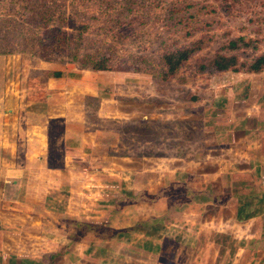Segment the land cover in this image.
Here are the masks:
<instances>
[{
    "label": "rangeland",
    "instance_id": "rangeland-1",
    "mask_svg": "<svg viewBox=\"0 0 264 264\" xmlns=\"http://www.w3.org/2000/svg\"><path fill=\"white\" fill-rule=\"evenodd\" d=\"M58 29L72 34L68 52L74 47L81 55L108 57L113 70L83 68L64 52L51 56L50 63L43 62L45 44L53 43ZM238 36L252 39L253 44L236 51L226 49ZM199 39L204 40L203 48L175 75L165 78L162 54ZM218 52L236 54L242 60L264 52V0H0V55L30 59L25 70H31L30 82L32 86L38 84L40 98L52 93L48 83L53 80L45 86L49 71L74 77L68 85L62 79L54 83L61 93L55 94L53 111L71 113L79 119L88 117L94 123L92 140L99 153L93 160L75 155L70 163L63 164L73 170L44 174L51 180L49 187L57 199L45 200L41 188L35 190V195H40L38 224L47 234L45 245L69 243L77 237V250L87 264H156L163 255L175 264H209L210 260L212 264H233L237 254L233 236L223 229L233 228L236 203L233 198L222 204L212 199L214 192H232L233 196V156L226 150L220 153L216 146L219 137L212 138L210 128L225 135L229 117L239 111L237 104H246L247 98L252 111V105L261 104L264 71L250 76L233 71H197L200 62ZM15 62L7 69L14 68ZM142 70L154 74L147 76ZM250 83L257 89L247 97ZM231 84L237 87L233 90ZM62 100L64 104L56 106ZM204 120L209 127L205 134ZM257 126L249 124L259 133ZM223 137L230 141L229 135ZM205 157L208 160L198 164L183 160L203 161ZM248 172L250 176L238 182L245 184L246 180L258 185L257 190L264 189V178L256 179L255 172ZM171 181L188 183L201 192H189L182 184L172 188ZM140 188L147 196L165 197L153 207L147 202L135 206L136 201H124ZM146 188L158 193L150 195ZM238 189L251 192V188ZM258 194L256 191L249 197L255 200ZM257 204L236 219L241 221L239 228L244 224L262 228L259 234L249 236H262L261 242L264 218L257 220L263 213L254 212L260 207ZM169 205L173 209L167 220L156 221L148 229L134 228L143 217L162 212ZM10 206L7 204L8 210ZM36 207L30 205L33 222L38 221ZM105 227L114 230L103 232ZM86 230L93 234L83 236ZM215 241L220 247L210 245ZM138 246L147 261L133 257ZM238 252L243 261L246 252ZM255 261L264 264V249L258 251Z\"/></svg>",
    "mask_w": 264,
    "mask_h": 264
},
{
    "label": "crops",
    "instance_id": "crops-1",
    "mask_svg": "<svg viewBox=\"0 0 264 264\" xmlns=\"http://www.w3.org/2000/svg\"><path fill=\"white\" fill-rule=\"evenodd\" d=\"M9 54L0 55V264H64L65 261L68 264H79L78 261L87 264V260H83L81 253L77 250V237H75L76 239L73 242L56 244V242L53 241L54 243L51 245H49L50 243L45 245L47 234L44 228H42L44 226L38 224L40 223V214L38 211L42 209L40 207L41 203H39L40 195L36 196L35 190H40L41 188V197H44L45 200L51 199L52 197L54 200L57 199L55 193H51L49 187L51 180L45 178L44 174L51 170L64 171L66 168L69 169L68 166H64L66 163H70L75 155H84V158L89 157L93 160V155L99 153V151L95 150L96 143H93L92 140L94 123L88 119V117L82 116L79 119L77 116L67 113L66 111L67 114H55L53 111V109H55V94L58 92L61 93V88H56L54 83H60L62 79L65 84L68 85V83L71 84L70 80L72 81L74 77H63V73L59 75L57 70L49 71V74L46 75L48 79L47 82L45 81V86L49 81L53 80V83H48V88L52 93H48L46 96L44 94L40 98L38 84L37 86H32L30 82L31 70H25L29 69L30 65L27 61L30 59L22 55ZM12 61H16L14 68L11 66V68L9 67V69H7ZM43 62L50 63L47 61ZM91 70L97 72L109 71ZM43 74L45 75V72ZM144 74L150 76V74ZM233 74L250 76L258 73L233 72ZM56 75L58 77H56ZM226 85L228 84H225V87H227ZM236 87L237 86L233 84L229 86V88H233V90ZM262 88L263 97L261 99V104L252 105V111L249 109V100L246 98V104H237L239 107V111L237 112L238 115L237 113L236 115L233 113L232 116L229 117L227 123L229 129L225 135H229L228 139L230 141L227 142L225 137H223L225 135H220L219 130L213 131L210 128L212 138L219 137L216 138V146H219L217 149H220V153L226 150L233 156V196L230 195L232 192L230 194L214 192L212 195L213 203L222 204L226 200L230 201L232 198L236 203L233 228L223 229V233L233 236V251L237 252L233 257V264H255L256 256L258 258V251L264 249V241L259 242L262 236L257 237L258 239L255 237L249 238L252 234H259V229L262 231V228L250 227L248 224H244L243 227L241 226L240 228L237 227L238 223L241 225V221L239 222L237 219L243 215L242 212H246L254 203H258L257 205L260 206L259 209H254V212L258 213L263 210V213L258 214L257 220L264 218V189H260L261 191H259L257 190L258 185L255 183L250 184L246 180L244 181L246 182L245 184L238 182L250 176V172L248 171L255 172L256 179L261 177L264 178V83H262ZM255 89H257L256 86L250 83L247 97L249 94L253 93ZM225 90L228 91L226 88ZM61 104H64L63 100L56 106L60 107L59 105ZM249 124H258L259 133L250 129ZM207 129H209L208 122L204 120V134L208 131ZM221 140L222 142H219ZM164 152L167 153L166 151ZM183 160L185 162L198 164L208 159L205 157L203 161L196 158ZM58 161H61L59 162L61 164L55 166V162ZM73 168L75 169L76 166ZM89 169L92 170V168ZM69 170H73L72 167ZM34 173L38 175V180H35L36 177ZM262 180L264 179H261V181ZM169 183L170 185L172 184V188H176L182 184L181 186L184 185L186 187L185 189L189 190V192H196V194L201 192V190H197L188 183L184 184V182L179 181H171ZM167 185L169 184L167 183L166 186ZM263 185L264 184H261V186ZM241 187L251 188V192L247 193L245 192L246 190H239L238 188ZM143 189L144 188H140L136 190V192H133V194H137ZM255 190L259 193L255 198L256 201L251 200L249 197L251 194L256 193ZM46 191L47 193H45ZM146 191H148L147 193L150 195L158 193L151 192L147 188ZM159 196L160 197L156 195L154 201L140 200L134 203V205H141L147 202L153 207V204L159 203L160 199L165 197L161 194ZM181 201H183V199H181ZM7 204L17 207L10 206V210H8ZM30 205L37 206L36 219L38 221L33 222L31 220L33 212H30ZM172 209L173 207L169 205L166 210L162 212L153 211L147 217L141 218L142 220L140 221L161 217H164L165 221L171 217L170 214L172 213ZM252 217L250 216L247 218ZM84 220L87 221L86 219ZM42 222L45 223L44 214ZM78 222L76 223L77 226L79 225ZM138 222H136V224ZM79 223H81V221ZM136 224L134 228L139 227L148 229L154 223L149 227ZM76 233H78V229H76ZM86 234H93V232L86 230L83 236ZM97 236L99 237V234H97ZM237 241L243 242L237 243ZM210 245L215 246V248L220 247L217 241ZM139 247L140 246L134 249L135 251L132 255L136 257L138 261H141L144 256L141 255L142 250ZM204 250L208 249L204 248ZM239 250L246 252V257L243 261V258L237 256L238 253H240L238 252ZM205 260L207 261L208 258L205 257L204 261ZM155 263L175 264L173 260H167L165 255H163L162 258L159 257ZM199 263L202 262L200 261ZM209 264H212L211 260Z\"/></svg>",
    "mask_w": 264,
    "mask_h": 264
},
{
    "label": "trees",
    "instance_id": "trees-1",
    "mask_svg": "<svg viewBox=\"0 0 264 264\" xmlns=\"http://www.w3.org/2000/svg\"><path fill=\"white\" fill-rule=\"evenodd\" d=\"M55 33V32H54ZM70 32L67 30L58 29L57 33L53 34L54 40L53 43L45 44V53L42 55V59L44 61H52L53 58L51 56L55 54L67 53L71 58V61L79 64L83 68H91L94 70H113L112 66L109 64L108 57L96 56L94 54H79L78 52H74L75 48L72 47L73 52H68L69 42L71 41ZM203 39H199L193 42L189 46L181 47L175 50L164 52L161 56V60L165 65L167 71L164 75L165 78H169L175 75L180 68L194 55L196 52L200 51L203 48ZM253 44V40H247L245 36H238L233 40H230L225 46L228 50H239L241 48L250 47ZM143 72L154 74L152 71L142 70ZM197 71L203 73L206 71L209 72H225V71H233V72H249V73H260L264 71V52L258 54L251 58V60H242L238 55L233 54L229 55L223 52L216 53L210 60L206 62H200L197 66ZM130 197H125V202H134L140 200H148L154 201L156 196H147L145 191H141L139 194H130ZM164 220L162 218H150L145 221H140L136 225L149 227L152 223L156 221L160 222ZM80 224V223H79ZM86 226L93 227L95 230L97 228L101 229V227L97 224H87ZM111 227L102 228L103 232L111 231ZM98 232V231H97ZM101 234V233H100ZM109 237V236H107ZM106 236L104 238H107Z\"/></svg>",
    "mask_w": 264,
    "mask_h": 264
}]
</instances>
